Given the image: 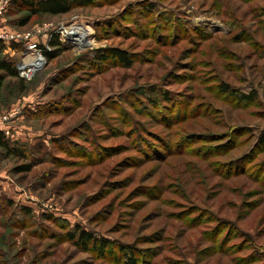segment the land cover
<instances>
[{"label":"rangeland","instance_id":"obj_1","mask_svg":"<svg viewBox=\"0 0 264 264\" xmlns=\"http://www.w3.org/2000/svg\"><path fill=\"white\" fill-rule=\"evenodd\" d=\"M22 1L0 33L53 29L58 47L39 42L60 54L26 77L24 47L0 40L25 80L0 92V131L40 162L17 173L0 150V200L14 202L0 208V264H127L72 241L77 227L134 248L137 264H264V0H93L58 16ZM232 134L242 145L220 148Z\"/></svg>","mask_w":264,"mask_h":264},{"label":"trees","instance_id":"obj_2","mask_svg":"<svg viewBox=\"0 0 264 264\" xmlns=\"http://www.w3.org/2000/svg\"><path fill=\"white\" fill-rule=\"evenodd\" d=\"M93 2H94L93 0H23L20 3V5L16 4L14 6L16 8H19V9L26 8L32 16H39V15L58 16V15L68 14L75 7H78V6H82V7L89 6ZM153 7H154V5H149L147 7V9L150 10ZM9 8H11V5H9ZM25 25H26V22L22 24V26H25ZM50 44L52 45L53 48H55V47H58L60 43H59V40L57 37H53ZM19 46H21V45H19ZM14 47L17 48L16 46H14ZM3 51H4V47L0 41V92L3 88V86L5 85L7 78H14L20 82L25 83V80H23V78H21V76L19 75L18 68L16 67L15 63L11 60V58L6 57V55H4ZM43 51H44L45 58L49 62L58 58L59 54H60L59 50H56L53 53L47 52L46 49H44ZM111 53H112L111 58L119 61L122 64H125L128 67L132 66L131 60H133V59L130 60V58H131L130 55L127 54L125 51H121L120 49H114L111 51ZM103 54H104V52H100V54H98V56H99L98 60H103L102 59ZM105 60H108V59H105ZM22 72H23V74L25 73L24 70H22ZM221 90L224 93H227V94L231 93V95L238 96L237 98L240 101L252 102V101L256 100L255 91H252L249 94L240 93L239 91L232 89L229 85H221ZM152 98L150 97V100H151L150 102L152 104H158L159 103L158 98H155V97H154V99H152ZM165 99H167V97H165ZM35 114H37V112ZM241 134L242 133H240V131H239V133L237 135V139ZM232 136H233V134L230 135V137L227 140V143L222 145L220 148H224L226 146V144H228V141L230 142V144L235 141V146H234L235 148H237V147L239 148L242 145L241 142L238 143V145H237V140L233 139ZM190 139H192V140L191 141L181 140L175 145L177 153H180V152L182 153L189 148V147H187L186 149H183L186 142L194 141V136H192V138H190ZM159 140L161 143H163V145H162L163 148H165V149L167 148L166 154L167 155L173 154V151L171 149H169L170 147H168L165 144V142H163L162 138H160ZM261 145L264 146V132L260 137H257L256 142H255V146H261ZM154 148H156V145H152V148L150 150H154ZM253 148L250 147L249 152L239 156V158H237L235 160V162L239 163V164H243V166H245V168L247 166H249V164L254 161V156H253L254 150H253ZM158 149H159V146H158ZM226 149H224V152L227 151ZM0 150L3 151V153L5 154V157H13V158L22 162L21 167L19 169L15 170V172H17V173L31 172L32 169L36 165L40 164L39 161H31L28 163V160H30V157L27 155L28 150H26L24 145H19L18 143H16V141H12L2 131H0ZM153 152H154V156L155 155H159V156L161 155L160 149H159V152L158 151H153ZM161 156H163V155H161ZM238 173H239V175H241V173H244V172H242L241 169H238ZM5 202L6 203H4L0 200V208L3 207L4 209L8 210V209L12 208V205H14V202L12 200H8ZM22 210L26 211V213L30 212V209L25 208V207ZM68 235L72 241L78 240L79 244H82L85 246H90L91 251H94L95 253L99 254L101 257L104 256L108 252H116L117 250H119L124 254V258L127 259L125 261V262H127V264H137V262H138L137 259H135V257H134L135 250L132 247L119 246L113 240H110L107 238H102V237L99 238L95 234H93L92 232L86 231L80 227H77L74 231H72L71 233H68ZM262 254H264V251L261 252V255ZM260 257L263 258L264 256L262 255Z\"/></svg>","mask_w":264,"mask_h":264},{"label":"built area","instance_id":"obj_3","mask_svg":"<svg viewBox=\"0 0 264 264\" xmlns=\"http://www.w3.org/2000/svg\"><path fill=\"white\" fill-rule=\"evenodd\" d=\"M10 0H2L0 4V18L5 15L8 10ZM53 29L44 28L43 30H38L37 32L28 33V34H12V33H0V40L6 41L9 43H15L18 45H22L24 50L22 51L23 68L27 69L23 75L26 77H30L32 74L37 72L38 68H42L45 62L44 49L47 48V45L42 47L39 42V37L43 36V38H47V35H51L49 40H52L54 35H52ZM57 37V36H56ZM48 40V39H46ZM51 42V41H50ZM48 44V41H47ZM49 45V44H48ZM33 59H38L40 62L39 66L28 67L27 64L31 63ZM27 66V67H26ZM39 69V70H40ZM36 71V72H35ZM11 119V118H10ZM8 117L0 120V128L7 125L9 120Z\"/></svg>","mask_w":264,"mask_h":264},{"label":"bare ground","instance_id":"obj_4","mask_svg":"<svg viewBox=\"0 0 264 264\" xmlns=\"http://www.w3.org/2000/svg\"><path fill=\"white\" fill-rule=\"evenodd\" d=\"M80 36V38H84V37H86L87 35L86 34H81V35H79ZM40 65V62H39V60L38 59H33L32 61H31V63H29V64H27V66L28 67H34V66H39ZM26 66V67H27ZM39 69V68H38ZM37 69V70H38ZM27 69H25V71H26ZM36 72V71H35Z\"/></svg>","mask_w":264,"mask_h":264}]
</instances>
